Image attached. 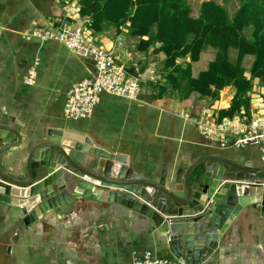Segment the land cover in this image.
<instances>
[{"label":"crops","instance_id":"obj_1","mask_svg":"<svg viewBox=\"0 0 264 264\" xmlns=\"http://www.w3.org/2000/svg\"><path fill=\"white\" fill-rule=\"evenodd\" d=\"M80 1L0 0V114L19 126L21 135L38 142L48 133L80 134L96 149L125 157L134 172L155 177L161 171L170 176L177 166L185 168L200 158L219 155L229 160L242 157L264 168L257 147L220 148L203 138L194 123L250 118L264 109V81L251 78L254 56L241 60L250 88L239 99L232 84L219 91L216 83L212 85L215 96L189 92L188 81L197 79L215 60L214 49L207 47L196 60L189 54L165 53L160 44L140 51V38L132 35L129 24L120 28L103 24L101 31L92 30L89 18L80 16ZM202 2L190 6L192 18ZM228 10L230 16L235 13L236 1ZM63 20L82 24L95 45L113 53L116 64L136 69L140 85L136 101L101 94L89 119L63 118L68 91L94 76V63L58 42L29 37L32 30L55 29ZM228 58L235 64L238 52L229 49ZM32 66L36 77L26 85L23 79ZM232 101L239 108L228 115ZM9 162L18 174H25V154L15 159L9 152L0 156V170L7 174ZM19 219L17 207L0 202V264H132L133 253L145 251L174 264L157 250L140 216L121 207L79 199L28 228ZM214 256L211 264H264V218L256 205L244 208L233 220L219 238Z\"/></svg>","mask_w":264,"mask_h":264},{"label":"water","instance_id":"obj_2","mask_svg":"<svg viewBox=\"0 0 264 264\" xmlns=\"http://www.w3.org/2000/svg\"><path fill=\"white\" fill-rule=\"evenodd\" d=\"M124 71L139 80L134 67ZM20 132L0 114V156L26 155L24 175L10 162L12 174L0 170V202L19 209L25 228L83 199L139 215L174 264H211L219 238L244 208L256 205L264 218V168L242 157H203L155 177L134 172L125 157L96 149L86 136L61 131L34 142Z\"/></svg>","mask_w":264,"mask_h":264},{"label":"trees","instance_id":"obj_3","mask_svg":"<svg viewBox=\"0 0 264 264\" xmlns=\"http://www.w3.org/2000/svg\"><path fill=\"white\" fill-rule=\"evenodd\" d=\"M235 1L232 16L215 0L203 1L196 18L191 17L188 0H81L79 13L89 18L90 28L97 32L103 24L116 28L129 24L132 35L140 38V51L160 44L159 50L165 53L189 54L196 60L207 47L214 49L215 60L197 79L188 81L189 92L215 96L210 87L218 81V91L232 84L239 99L250 88L241 68L244 56L255 57L251 78L264 81V0ZM229 49L238 52L235 64L229 61ZM234 101L228 115L239 108L233 107Z\"/></svg>","mask_w":264,"mask_h":264},{"label":"built area","instance_id":"obj_4","mask_svg":"<svg viewBox=\"0 0 264 264\" xmlns=\"http://www.w3.org/2000/svg\"><path fill=\"white\" fill-rule=\"evenodd\" d=\"M84 23L88 24L87 21ZM29 37L39 42H58L72 54L90 59L94 63V76L79 82L68 91L63 107L65 120L89 119L101 94L126 101L137 100L140 92L139 80L126 74L125 68L116 64L110 50L95 45L82 24L63 20L55 29H34ZM35 77V67L32 66L23 79L24 83L32 85ZM194 123L203 138L217 143L220 148L230 147L238 150L255 146L264 160V109L261 112H254L250 118L225 119L220 123L208 119H196ZM132 264H169V262L154 257L150 251H145L141 254L133 253Z\"/></svg>","mask_w":264,"mask_h":264},{"label":"rangeland","instance_id":"obj_5","mask_svg":"<svg viewBox=\"0 0 264 264\" xmlns=\"http://www.w3.org/2000/svg\"><path fill=\"white\" fill-rule=\"evenodd\" d=\"M200 1H201V0H188L190 6H191L192 8H196V7L198 6V4H199ZM202 1H208V0H202ZM215 1H216L218 4H221V5H223V6L226 7V8H227V6H228V8H229V6H230L231 4H234V2H235V0H215ZM227 2H228V3L231 2V4H227ZM228 8H227V9H228Z\"/></svg>","mask_w":264,"mask_h":264}]
</instances>
